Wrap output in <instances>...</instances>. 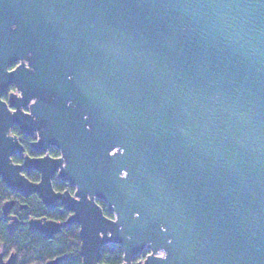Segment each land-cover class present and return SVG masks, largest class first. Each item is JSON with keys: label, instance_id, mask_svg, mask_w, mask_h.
I'll return each mask as SVG.
<instances>
[{"label": "water", "instance_id": "water-1", "mask_svg": "<svg viewBox=\"0 0 264 264\" xmlns=\"http://www.w3.org/2000/svg\"><path fill=\"white\" fill-rule=\"evenodd\" d=\"M0 177L70 212L29 227L77 224L82 264H264V0H0Z\"/></svg>", "mask_w": 264, "mask_h": 264}, {"label": "trees", "instance_id": "trees-1", "mask_svg": "<svg viewBox=\"0 0 264 264\" xmlns=\"http://www.w3.org/2000/svg\"><path fill=\"white\" fill-rule=\"evenodd\" d=\"M22 143L25 144V139ZM58 188L63 189L64 187L59 186ZM10 199H16L18 203L25 202V198L9 189L0 177V245H2L5 257L15 253L16 264H48L57 258L60 260L56 264H82L77 224L64 225L59 233L49 239L42 233L30 229L28 223H25L28 217H47L63 222L69 216V212L62 211L60 208L48 210L41 202L34 203L26 212L17 207L13 213L24 223L9 228V222L3 216L2 206ZM106 214L112 217L111 213ZM146 254L147 252L144 253ZM123 255V250L119 245L108 244L102 249L101 263L122 264Z\"/></svg>", "mask_w": 264, "mask_h": 264}, {"label": "flooded vegetation", "instance_id": "flooded-vegetation-1", "mask_svg": "<svg viewBox=\"0 0 264 264\" xmlns=\"http://www.w3.org/2000/svg\"><path fill=\"white\" fill-rule=\"evenodd\" d=\"M18 64L19 63H16L15 65L11 66L9 69L10 70L15 69L18 66ZM16 91L17 90H16V88H15V86L13 84L8 85L6 87V89H5V93L1 97L2 100L7 101L8 100V97H9V94L12 93V92H16ZM34 101L35 100L32 99L30 102H28V103L25 104V107L23 108V110L25 111V113H30L31 112L30 106H31L32 103H34ZM10 109L13 110V111L15 110L12 107ZM12 133L18 136V139H19L20 143L24 146L25 151H24V154L23 155H25V156L28 155V156H30L32 158L42 157V156H44L46 154H48V155H50L51 157H54V158H59V157L62 156L61 150L58 147L53 146V145H51L46 152H38V151L34 150L31 147V144L33 142L37 141L38 138H39V135H38V132L37 131L34 132V135H27V134L22 133L21 130H20V128L17 125H14L12 127ZM24 139H25V144L22 143V140H24ZM23 155H20V154L19 155H15L13 157V161L15 163H21L23 161ZM15 159L17 161H15ZM24 173H25V176L29 180L33 181V182H39L41 180V173L38 170H36V169L28 170V169L25 168ZM58 173H59V170L55 173V175L53 176V179H52V184H53V187H54L55 191L63 192L65 190H69L72 194H74L75 187L70 184L69 180H63V179L59 178ZM56 185H58V187L59 186H63L64 188L63 189H60V188L56 187ZM14 193H16V192H14ZM17 194L21 195L20 193H17ZM21 196L25 198V202L18 203L16 199H10L11 201L14 202V205L10 209L9 215L10 216H15L18 219V221L16 223L14 222V224L12 225V227L15 226V225H18L19 223H24L23 220H19L18 216L13 213L15 211V208H17V207H18V209L25 210V212H26V211H28L31 208V206L34 203L36 204L38 202H41V204L44 205L48 210H54V209L60 208V210H62V211H67L60 204H58L54 208H51V209L48 208L42 202V200L39 198V196L37 194H31L29 196H23V195H21ZM97 203L104 209L105 214L106 213H109V212L106 211V205H105V202L103 200L97 199ZM69 215H70V212H69ZM3 216H4V213H3ZM4 218L8 220V222H9V228H10V223L13 222V220H11V219H9V218H7L5 216H4ZM32 218H41V217H28L27 219H25V223L27 222L28 225H29V220L32 219ZM65 221H63V222H65Z\"/></svg>", "mask_w": 264, "mask_h": 264}, {"label": "built area", "instance_id": "built-area-1", "mask_svg": "<svg viewBox=\"0 0 264 264\" xmlns=\"http://www.w3.org/2000/svg\"><path fill=\"white\" fill-rule=\"evenodd\" d=\"M145 252H147V254H146V255H144V253H145ZM145 252H143V253H142V254H141L139 257H138V258H140V259H139V261H142V260H144V259L146 258V256L149 254V252H148V251H145ZM139 261H138V262H139Z\"/></svg>", "mask_w": 264, "mask_h": 264}, {"label": "rangeland", "instance_id": "rangeland-1", "mask_svg": "<svg viewBox=\"0 0 264 264\" xmlns=\"http://www.w3.org/2000/svg\"><path fill=\"white\" fill-rule=\"evenodd\" d=\"M0 247H1V250H2V245H0ZM5 258H7V257H5ZM139 259H140V258H137L134 262H135V263H138Z\"/></svg>", "mask_w": 264, "mask_h": 264}]
</instances>
